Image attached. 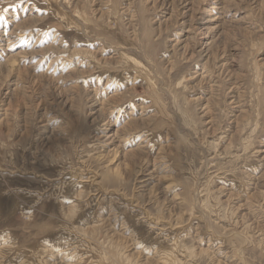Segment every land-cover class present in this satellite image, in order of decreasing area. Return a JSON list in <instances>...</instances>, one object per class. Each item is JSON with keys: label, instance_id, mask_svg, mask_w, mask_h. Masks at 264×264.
Wrapping results in <instances>:
<instances>
[{"label": "rangeland", "instance_id": "1", "mask_svg": "<svg viewBox=\"0 0 264 264\" xmlns=\"http://www.w3.org/2000/svg\"><path fill=\"white\" fill-rule=\"evenodd\" d=\"M204 1L0 0V264H264V0Z\"/></svg>", "mask_w": 264, "mask_h": 264}, {"label": "bare ground", "instance_id": "2", "mask_svg": "<svg viewBox=\"0 0 264 264\" xmlns=\"http://www.w3.org/2000/svg\"><path fill=\"white\" fill-rule=\"evenodd\" d=\"M206 1V0H205ZM205 1L204 2H200L201 3V6L203 7V6H205ZM222 1V0H221ZM215 2H218V1H215ZM225 3V2H224ZM220 5H222V4H220ZM213 6V5H212ZM201 8V7H200ZM204 8V7H203ZM184 9H187V11L185 10V12H187V14L190 12V10L192 11V9H190L189 8V3H187L185 6H184ZM216 9V8H215ZM200 10V9H199ZM212 10V9H211ZM217 11H218V9H217ZM215 12V11H214ZM223 12V11H222ZM193 13V12H192ZM195 13V12H194ZM198 15V14H197ZM212 16V15H211ZM185 19L187 20V18L186 17H183L182 19H181V21L182 20H184L182 23H181V25H187L186 23V21H185ZM195 19V18H194ZM217 19V18H216ZM215 21V20H214ZM202 22V21H201ZM209 23H210V21H203L201 24L199 23L198 25H196L195 27L193 26V27H189V30L187 31V33L188 32H191V31H197V33H199L200 35H201V39H204V40H206L207 39V30H208V25H209ZM250 27V26H249ZM211 28H213V27H211ZM216 28H218V27H216ZM214 29V28H213ZM206 32V33H205ZM213 33V32H212ZM18 34V33H17ZM6 35V34H5ZM30 37V36H29ZM26 38V37H25ZM1 39V38H0ZM2 40V39H1ZM4 40V39H3ZM23 40V39H22ZM173 40V39H172ZM2 42V41H1ZM12 43V42H11ZM63 45V44H62ZM204 51H207V48L205 49L204 48ZM56 52V51H55ZM61 54V53H60ZM60 56V55H59ZM2 59V58H1ZM75 60V59H74ZM69 61V60H68ZM10 62V61H9ZM217 68V67H216ZM2 69V68H1ZM215 69V68H214ZM205 71V70H204ZM54 73H56V72H54ZM208 73V72H207ZM224 74V73H223ZM39 76V75H38ZM48 77V76H47ZM209 77V76H208ZM223 77V76H222ZM54 78V77H53ZM244 80V79H243ZM16 82V81H15ZM238 82V81H237ZM214 83H215V81H214ZM2 84V83H1ZM9 84V83H8ZM34 85V84H33ZM239 86V85H238ZM241 86H242V84H241ZM37 87V86H36ZM90 87V86H89ZM24 88V87H23ZM106 90V89H105ZM17 91V90H16ZM29 91V90H28ZM33 92V91H32ZM234 92V91H233ZM99 95V94H98ZM10 98V97H9ZM100 99V98H99ZM5 101V100H4ZM100 102V101H99ZM92 103V102H91ZM96 104V103H95ZM7 105V104H6ZM5 107V106H4ZM99 110V109H98ZM1 116V115H0ZM44 118V117H43ZM117 121V120H116ZM45 127V126H44ZM40 131V130H39ZM136 132V131H135ZM108 134V133H107ZM43 136V135H42ZM44 137V136H43ZM124 137V136H123ZM132 137V136H131ZM120 141V140H119ZM118 141V142H119ZM144 142V141H143ZM104 147V146H103ZM117 147V146H116ZM106 150V149H105ZM101 153V152H100ZM143 155H145V154H143ZM164 158V157H163ZM157 162V161H156ZM146 164H147V162H146ZM154 164V163H153ZM155 167V166H154ZM83 168V167H82ZM169 168V167H168ZM145 173V172H144ZM141 177V176H140ZM94 178H96V177H94ZM145 178V177H144ZM40 180V179H39ZM94 181V180H93ZM79 183V182H78ZM99 183V182H98ZM144 185V184H143ZM57 186V185H56ZM59 186V185H58ZM55 187V186H54ZM57 189V188H56ZM55 189V190H56ZM120 194V193H119ZM138 194V193H137ZM32 196V195H31ZM20 197V196H19ZM26 197V196H25ZM27 197H28V195H27ZM30 197V196H29ZM117 197V196H116ZM22 198V197H21ZM24 198V197H23ZM33 198V197H32ZM31 199V198H30ZM36 199H37V197H36ZM33 200H34V198H33ZM20 201H21V199H20ZM261 202V201H260ZM162 204V203H161ZM23 208V207H22ZM150 217V216H149ZM145 218V217H144ZM150 219H151V217H150ZM145 220V219H144ZM146 221H147V219H146ZM124 224V223H123ZM152 226V225H151ZM125 227V226H124ZM127 232V231H126ZM173 246V245H172ZM133 250V249H132ZM1 253V252H0ZM65 253V252H64ZM68 253V252H67ZM64 255V254H63ZM67 256V255H66ZM163 256V255H162ZM2 258V257H1ZM60 258V257H59ZM162 258V257H161ZM164 259V258H163ZM162 259V260H163ZM57 260V259H56ZM59 260V259H58ZM65 260V259H64ZM167 260V259H166ZM160 261V260H159ZM165 261V260H164ZM5 262V261H4ZM3 262V263H4ZM7 262V261H6ZM58 262V261H57ZM150 262V261H149ZM61 263V262H60ZM59 263V264H60ZM64 264L66 263V262H63ZM69 263V262H68ZM153 263V262H152ZM50 264V263H49ZM53 264V263H52ZM168 264V263H167Z\"/></svg>", "mask_w": 264, "mask_h": 264}]
</instances>
